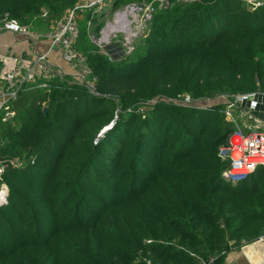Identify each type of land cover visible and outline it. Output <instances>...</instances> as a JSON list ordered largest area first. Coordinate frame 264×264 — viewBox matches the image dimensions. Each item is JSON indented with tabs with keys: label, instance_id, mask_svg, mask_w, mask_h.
<instances>
[{
	"label": "trees",
	"instance_id": "1",
	"mask_svg": "<svg viewBox=\"0 0 264 264\" xmlns=\"http://www.w3.org/2000/svg\"><path fill=\"white\" fill-rule=\"evenodd\" d=\"M77 2L0 0V20L49 30ZM81 30L99 96L54 78L0 114V264H223L264 236V166L222 175L225 104L177 103L264 93V7L175 4L113 60Z\"/></svg>",
	"mask_w": 264,
	"mask_h": 264
},
{
	"label": "built area",
	"instance_id": "2",
	"mask_svg": "<svg viewBox=\"0 0 264 264\" xmlns=\"http://www.w3.org/2000/svg\"><path fill=\"white\" fill-rule=\"evenodd\" d=\"M107 1L78 0L75 7L67 10L60 19L50 21L51 27L47 32L36 30L32 24L21 25L8 18L0 20V36L11 34L36 43L46 41L49 44L48 53L0 55V114L3 112L6 118H11L14 112L9 103L16 100L26 86L40 82V87L46 89L49 81L54 78L70 76L90 95L98 97L97 78L87 65L84 54L77 50L81 24L85 22L86 33L98 53L110 60L117 59L110 56L108 50L114 42L123 40V54L119 58L128 57L135 52L138 37L147 31L155 13L170 6L167 0H139L115 9L112 17L107 18L104 24L101 23L104 15H101L96 23V15L103 13ZM242 1L254 9L264 7V0ZM114 4L117 6L119 0ZM43 17L47 18L48 13L44 12ZM54 52L59 53L69 67V72L50 62L49 54ZM221 98L225 101L221 113L235 127L227 144L220 148V157L227 163L222 175L229 181L237 182L264 166V132L261 131L264 121L253 114L261 112L260 106L264 107V93L222 95ZM184 99L192 102L189 97ZM4 169L5 166L0 163V179ZM2 193L4 190L0 191V198L4 197H1ZM256 242L264 245V236H260Z\"/></svg>",
	"mask_w": 264,
	"mask_h": 264
},
{
	"label": "crops",
	"instance_id": "3",
	"mask_svg": "<svg viewBox=\"0 0 264 264\" xmlns=\"http://www.w3.org/2000/svg\"><path fill=\"white\" fill-rule=\"evenodd\" d=\"M40 32H47L48 29H37ZM49 44L46 41L36 43L26 40L21 36L11 34L0 36V55H27L33 53H48ZM50 62L67 72L69 67L61 59L58 52L49 54ZM245 247V248H242ZM223 264H264V245L257 242L241 247L233 248L226 256Z\"/></svg>",
	"mask_w": 264,
	"mask_h": 264
},
{
	"label": "rangeland",
	"instance_id": "4",
	"mask_svg": "<svg viewBox=\"0 0 264 264\" xmlns=\"http://www.w3.org/2000/svg\"><path fill=\"white\" fill-rule=\"evenodd\" d=\"M115 1L116 0H114V2ZM138 1H135V2H138ZM185 1L186 0H167V4L168 3L170 4V6L168 8H172L175 4L187 3ZM194 1L195 0H191V1H189V3H192ZM114 2H113V0H108L106 2L105 8L103 10V13L96 15V20H95L96 23H98V20L100 19V16L104 15L103 21L101 22L102 24H104V22H105V20L107 18H109V17L111 18L112 17V14H113L115 9L121 8L122 5H124V4L132 3V2H129V1L119 0V4L117 6H115ZM107 15H108V17H107ZM35 26H36L37 29H41V28L45 29L46 28V25H43L42 23H38ZM141 46H143V44H141L140 42H137L135 47L137 49L138 47H141ZM108 54L110 56H112L113 58H115V57L119 58L123 54V40H119V41L114 42L113 47H111L108 50ZM178 104H181L183 106H188V107H194V108L195 107L203 108V107H209L211 105H223V104H225V101H224V99L221 98V96L217 97L214 100L192 101L191 103H189L187 101V99L183 98V99H180L178 101ZM261 131L264 132V128ZM242 248H245V247H242Z\"/></svg>",
	"mask_w": 264,
	"mask_h": 264
},
{
	"label": "water",
	"instance_id": "5",
	"mask_svg": "<svg viewBox=\"0 0 264 264\" xmlns=\"http://www.w3.org/2000/svg\"><path fill=\"white\" fill-rule=\"evenodd\" d=\"M142 37H143V35H140V36L138 37V40H141ZM259 109L261 110V112L256 111V112H254L253 114H254V116H256V117H258L259 119H261L262 121H264V113H263L264 107H263V106H260ZM106 130H108V128H106ZM103 133H104V132H103Z\"/></svg>",
	"mask_w": 264,
	"mask_h": 264
},
{
	"label": "bare ground",
	"instance_id": "6",
	"mask_svg": "<svg viewBox=\"0 0 264 264\" xmlns=\"http://www.w3.org/2000/svg\"><path fill=\"white\" fill-rule=\"evenodd\" d=\"M5 195V192L1 194V197H3Z\"/></svg>",
	"mask_w": 264,
	"mask_h": 264
}]
</instances>
